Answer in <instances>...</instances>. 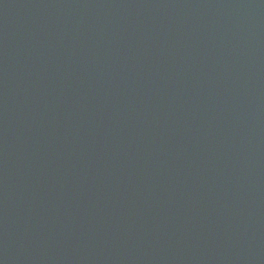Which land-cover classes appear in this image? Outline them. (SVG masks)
Returning <instances> with one entry per match:
<instances>
[{"label":"water","instance_id":"obj_1","mask_svg":"<svg viewBox=\"0 0 264 264\" xmlns=\"http://www.w3.org/2000/svg\"><path fill=\"white\" fill-rule=\"evenodd\" d=\"M0 264H264V0H0Z\"/></svg>","mask_w":264,"mask_h":264}]
</instances>
